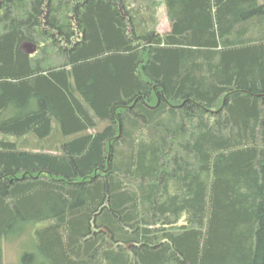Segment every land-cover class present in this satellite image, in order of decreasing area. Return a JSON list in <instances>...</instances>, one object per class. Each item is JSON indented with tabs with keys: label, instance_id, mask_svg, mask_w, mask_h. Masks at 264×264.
Wrapping results in <instances>:
<instances>
[{
	"label": "trees",
	"instance_id": "1",
	"mask_svg": "<svg viewBox=\"0 0 264 264\" xmlns=\"http://www.w3.org/2000/svg\"><path fill=\"white\" fill-rule=\"evenodd\" d=\"M164 4L0 0V264H264V0Z\"/></svg>",
	"mask_w": 264,
	"mask_h": 264
},
{
	"label": "rangeland",
	"instance_id": "2",
	"mask_svg": "<svg viewBox=\"0 0 264 264\" xmlns=\"http://www.w3.org/2000/svg\"><path fill=\"white\" fill-rule=\"evenodd\" d=\"M159 1V9H158V31L161 34H166L170 31V22L167 17V9L164 4V0H158ZM25 45V44H24ZM23 45V49L26 51H31L32 45L33 44H28L26 43L27 46ZM35 46V52L33 54L29 55H34L35 53H41L42 49L40 47ZM49 56L51 57L50 59L54 58V53L48 49ZM28 54V53H27ZM185 220L184 218L181 222L182 225H185ZM42 225L41 224H35V225H28L23 231L15 234L12 236V239L10 241H6L3 249V260L4 264H40L41 259L36 260V261H28L24 262V255L28 252L32 251V242L33 238L35 239V232L38 230ZM25 231V232H24Z\"/></svg>",
	"mask_w": 264,
	"mask_h": 264
},
{
	"label": "water",
	"instance_id": "3",
	"mask_svg": "<svg viewBox=\"0 0 264 264\" xmlns=\"http://www.w3.org/2000/svg\"><path fill=\"white\" fill-rule=\"evenodd\" d=\"M24 46H27L26 44ZM32 50L31 51H27L28 54H33L35 52V46L32 45Z\"/></svg>",
	"mask_w": 264,
	"mask_h": 264
}]
</instances>
